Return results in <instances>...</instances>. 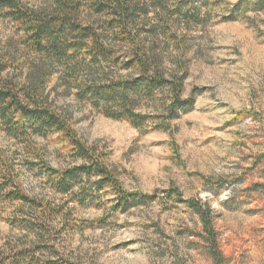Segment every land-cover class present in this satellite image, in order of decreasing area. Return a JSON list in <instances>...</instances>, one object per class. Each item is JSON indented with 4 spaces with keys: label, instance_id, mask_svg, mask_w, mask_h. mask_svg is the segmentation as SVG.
<instances>
[{
    "label": "clouds",
    "instance_id": "9594fccd",
    "mask_svg": "<svg viewBox=\"0 0 264 264\" xmlns=\"http://www.w3.org/2000/svg\"><path fill=\"white\" fill-rule=\"evenodd\" d=\"M258 159L264 0H0V264H264Z\"/></svg>",
    "mask_w": 264,
    "mask_h": 264
},
{
    "label": "trees",
    "instance_id": "16d2710c",
    "mask_svg": "<svg viewBox=\"0 0 264 264\" xmlns=\"http://www.w3.org/2000/svg\"><path fill=\"white\" fill-rule=\"evenodd\" d=\"M63 182L61 183V187H63ZM4 187H7V182L4 185ZM4 201H7L9 199L11 200H26V198L23 196L22 193L18 192V191H9L4 193V196L2 198ZM13 227L19 226L22 228H28V229H32V228H36V227H41L42 225L38 224L36 221L34 220H30V219H16L13 220L12 224ZM37 247H41V246H37ZM18 254L21 255H25L28 254V252H20Z\"/></svg>",
    "mask_w": 264,
    "mask_h": 264
},
{
    "label": "rangeland",
    "instance_id": "374dc122",
    "mask_svg": "<svg viewBox=\"0 0 264 264\" xmlns=\"http://www.w3.org/2000/svg\"><path fill=\"white\" fill-rule=\"evenodd\" d=\"M261 162H264V160H260V159H258L257 162H256V165H255V166H258V164L261 163ZM252 203H254V204H261V205H264V201H257V200H255V199L252 201ZM249 212H250V214H251V215H250V218H255V217L258 216V209L255 208V207L250 208V209H249ZM260 218H261V219H264V217H260ZM14 220H16V219H14ZM7 223H8V221H7L4 217L0 216V231L3 230L5 224H7ZM217 223H219V221H217ZM9 226L13 227L12 225H9ZM39 248H40V247H37V249H39ZM44 250L47 251V250H48L47 247H45ZM28 254H29V253H28ZM28 254H25V255H28ZM19 255H21V254H19ZM21 256H23V255H21Z\"/></svg>",
    "mask_w": 264,
    "mask_h": 264
}]
</instances>
